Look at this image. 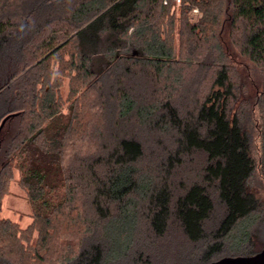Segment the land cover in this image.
<instances>
[{"label": "trees", "instance_id": "16d2710c", "mask_svg": "<svg viewBox=\"0 0 264 264\" xmlns=\"http://www.w3.org/2000/svg\"><path fill=\"white\" fill-rule=\"evenodd\" d=\"M181 1L183 11L203 13L191 37L214 38L227 16L232 26L243 25V51L264 69V0ZM171 8L166 0H0V127L7 119L0 130V210L16 159L21 185L36 204L33 228L44 241L51 215H64L80 199L87 211L78 215L84 223L79 250L64 264H142L143 257L152 264L171 227L197 251L195 259L184 260L176 247L172 264H213L264 249V207L249 187L256 171L252 139L232 117L229 72L217 71L210 91L187 111L172 98L159 99L156 84L174 56L171 26H162ZM71 36L58 47L60 37ZM70 44L71 69L95 94L92 109L104 122L89 136L99 140L94 152L73 151L67 158L81 115L74 102L63 112L62 78L51 60ZM174 84L191 95L182 78ZM146 133L164 149L160 164L148 169ZM261 138L264 155V128ZM197 152L206 157L200 181L176 184ZM261 168L264 174V159ZM62 187L68 191L56 202ZM217 207L222 213L213 225ZM6 225L0 222L1 244L11 230ZM1 244L0 264L24 263L22 241L19 254L7 251L16 242Z\"/></svg>", "mask_w": 264, "mask_h": 264}, {"label": "rangeland", "instance_id": "374dc122", "mask_svg": "<svg viewBox=\"0 0 264 264\" xmlns=\"http://www.w3.org/2000/svg\"><path fill=\"white\" fill-rule=\"evenodd\" d=\"M168 2L169 5H172L171 19L162 21V26H171L174 56L164 72L162 84H156L159 99L162 101L165 98H172L177 107L187 111L188 107L196 106L195 100L196 102L198 99L202 100L210 91L217 71L225 68L229 72L235 96L232 117H238L252 139L251 151L256 162V171L250 181V191L264 207V174L261 168L264 159L263 139L261 138L264 128V69L252 62L244 53L242 46L243 25L240 22L237 21L232 26L231 19L224 16L216 38H206L203 35H199L197 38L191 37L194 35L191 34V29L200 24L203 13L198 8L183 11L181 0H168ZM194 10H197V13ZM157 21L159 20L157 19ZM72 37L67 39L60 37L57 40L58 47ZM199 38L201 39L199 40ZM74 53V44H70L51 60L54 72L62 78L61 94L65 102L63 112L68 114L69 107L74 102L76 112L81 115L82 126L70 140V153L66 156L67 158L74 153L73 151L82 154L94 152L99 140L95 137L90 139L89 136L92 134L94 126L102 128L104 122L101 115L92 109L91 101L95 94L88 91L89 87L82 86L83 79L71 69ZM168 74H171V77H168ZM176 78H182L187 86L192 87L191 95H187L184 91H182L183 93L179 92L178 88L175 90ZM147 82L151 83V80ZM92 83L93 81L90 82V84ZM149 86L153 85L149 84ZM73 89L77 90L76 94L72 92ZM169 94L173 97H169ZM145 132L148 131L145 130ZM143 140L146 148V159L143 160V166L147 169L154 168L160 164L164 149L151 141L147 133L143 136ZM164 147L166 148V145ZM205 163L206 157L201 153L197 152L189 156L178 172L179 175L175 178L176 184H179L180 181L185 185L199 182L201 179L199 174ZM20 165L18 159L12 163V179L1 197L0 222L6 223V227L11 230L4 233L5 235L2 232L1 237L4 236L1 239L5 238L6 241L3 240L0 244L1 246H10L9 242H16V246L11 245V249L7 248V251L9 249L13 251V254H17L18 241H22L25 248V252L22 254L23 264H64L66 260L73 258L79 250V237L84 223L78 215L82 210L87 211V209L82 206L80 199H75L70 205L71 207L64 211V215H51V223L47 228L49 235L46 234L44 241V235L42 236L33 228L37 215L36 204L28 197L21 185L23 173L20 170ZM69 184L74 185L75 182L69 181ZM66 191H68L67 187L60 188L56 194V202L65 198ZM57 204L55 203V205ZM51 211H44V213L49 215ZM221 213L222 211L217 207L212 219L213 225L219 221ZM142 216L145 217V214ZM145 223L146 218L142 220V226ZM251 231L254 234V227ZM237 233L236 228L233 237H236ZM13 236L16 238H12ZM230 243L228 244L230 245ZM159 244L160 250L152 258V264H172L171 257L174 255L176 247L182 251L184 260H193L197 257V251L192 249L193 246L177 227H171L168 239ZM145 259L146 257H143L142 264H148ZM127 262L134 263V259H129Z\"/></svg>", "mask_w": 264, "mask_h": 264}, {"label": "water", "instance_id": "95a60500", "mask_svg": "<svg viewBox=\"0 0 264 264\" xmlns=\"http://www.w3.org/2000/svg\"><path fill=\"white\" fill-rule=\"evenodd\" d=\"M6 120L3 121L0 130L4 126ZM213 264H264V249L259 254L252 257L225 258Z\"/></svg>", "mask_w": 264, "mask_h": 264}, {"label": "built area", "instance_id": "2783aa9c", "mask_svg": "<svg viewBox=\"0 0 264 264\" xmlns=\"http://www.w3.org/2000/svg\"><path fill=\"white\" fill-rule=\"evenodd\" d=\"M167 1H168V0H166V2H167ZM177 1H180V0H177ZM194 12L197 13V10H194Z\"/></svg>", "mask_w": 264, "mask_h": 264}]
</instances>
